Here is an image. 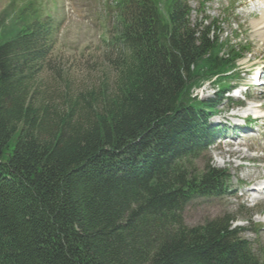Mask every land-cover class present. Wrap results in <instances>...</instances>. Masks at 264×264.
<instances>
[{"label": "trees", "instance_id": "1", "mask_svg": "<svg viewBox=\"0 0 264 264\" xmlns=\"http://www.w3.org/2000/svg\"><path fill=\"white\" fill-rule=\"evenodd\" d=\"M115 19L85 79L47 88L50 25H1L0 264H264L239 229L183 218L228 189L196 166L217 105L194 89L234 77L239 50L184 0H120Z\"/></svg>", "mask_w": 264, "mask_h": 264}, {"label": "rangeland", "instance_id": "2", "mask_svg": "<svg viewBox=\"0 0 264 264\" xmlns=\"http://www.w3.org/2000/svg\"><path fill=\"white\" fill-rule=\"evenodd\" d=\"M29 1L57 25V41L48 59L51 68L44 67L39 72L43 78L42 87L47 88L53 80L55 84H61L68 76L75 80V85L80 84L86 77L81 71L83 63L80 56L84 52L89 55L96 51L101 43L100 37L105 36L109 26L101 18L102 0H0V17L10 4H13V9H19ZM201 1L188 0L192 9L191 22L203 21L204 25H208L215 21L212 30L220 41L246 43L250 54L238 63L243 80L237 91L221 94L217 85L206 84L194 94L199 102L212 100L220 104L218 115L210 122L221 130V137L216 139L196 166H209L226 172L229 191L219 198L195 199L186 207L183 218L189 227L223 220L231 230L241 231L239 237L249 241L258 256L264 253V195L253 193L251 188L264 189V90L258 88L250 94L244 93L253 72L264 70L263 31L256 32L261 16L260 0ZM201 3H204L202 7ZM10 14H13L11 9ZM54 68H58L59 72L54 74ZM57 88L60 90V87ZM228 98L235 103H244L251 98L246 114H251L253 118L259 116L260 119L244 120L246 114L236 109L237 117H231L229 109L234 103L228 102ZM250 196L254 198L250 199Z\"/></svg>", "mask_w": 264, "mask_h": 264}, {"label": "bare ground", "instance_id": "3", "mask_svg": "<svg viewBox=\"0 0 264 264\" xmlns=\"http://www.w3.org/2000/svg\"><path fill=\"white\" fill-rule=\"evenodd\" d=\"M261 5L264 4V0H260ZM259 27H257L258 29L256 30V32H262V36H264V9L261 10V16L259 18ZM264 39V38H263Z\"/></svg>", "mask_w": 264, "mask_h": 264}]
</instances>
